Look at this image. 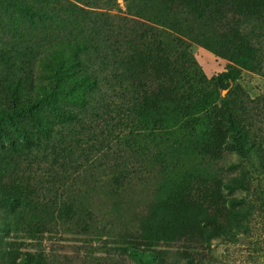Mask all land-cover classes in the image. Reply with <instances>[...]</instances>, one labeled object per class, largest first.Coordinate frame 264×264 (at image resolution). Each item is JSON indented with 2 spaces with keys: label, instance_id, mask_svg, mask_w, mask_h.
<instances>
[{
  "label": "trees",
  "instance_id": "obj_1",
  "mask_svg": "<svg viewBox=\"0 0 264 264\" xmlns=\"http://www.w3.org/2000/svg\"><path fill=\"white\" fill-rule=\"evenodd\" d=\"M0 22V96L10 103L0 97V202L14 219L32 207L19 222L36 235L83 217L89 234L118 229L129 253L204 264L197 251L210 227L226 232V190L238 186L220 166L226 152L264 156V94L241 90L220 107L189 42L264 76V0H0ZM230 80L222 74L220 88ZM59 94L77 104L53 107ZM88 107L115 114V162L90 161L86 145L112 141L97 145ZM25 118L37 133L20 128ZM139 191L154 200L131 211ZM105 216L115 222L94 228Z\"/></svg>",
  "mask_w": 264,
  "mask_h": 264
},
{
  "label": "rangeland",
  "instance_id": "obj_2",
  "mask_svg": "<svg viewBox=\"0 0 264 264\" xmlns=\"http://www.w3.org/2000/svg\"><path fill=\"white\" fill-rule=\"evenodd\" d=\"M120 4L121 9L119 10L125 11L126 8L122 1ZM189 43L190 50L203 73L212 81V89L217 93V104L220 107L226 106L229 98L236 102L237 94L241 90L245 91L244 93H247L252 99L264 94L263 75L235 64L228 57L218 56L198 43ZM224 73H229L231 80L228 88L221 89L218 79ZM0 97L6 101V106L9 107L8 96L3 94ZM51 101L53 107L62 109H69L77 104L76 99L68 94L56 95L52 97ZM45 110L49 115L54 116L50 114L48 108ZM86 110L87 128L93 139L99 141L97 145L100 146V142L105 138L112 141L111 146L105 145L101 150H97L98 147L93 149L86 145L85 149L88 155H91L90 161L109 154L112 162H115L112 157L113 151L117 148L115 136L117 132L112 120L115 114L101 109L98 114L94 115L93 112L91 115V107ZM18 123L21 129H28L35 133L39 130L30 119H20ZM48 124L55 125L58 131H67V125L59 126V121ZM13 137H18L15 131ZM0 142L7 143L4 138H1ZM259 145L264 147V142H259ZM89 149H92L91 154H89ZM107 161L111 163L110 160ZM232 163L237 166L230 168L229 165ZM220 166L223 167L225 178L237 179L238 186L232 191L226 190V197L234 202L228 204L227 207L229 220L225 225L224 235H220L219 228L210 227V236L204 247L197 253L207 259L204 264H264V156H261V151L256 149L246 156L237 151H228ZM89 167L92 166L90 162H87L84 170ZM94 170L91 168L88 175L94 173ZM97 173L94 175H104V173ZM78 187L79 185L75 188V196ZM67 193H71V191H63L65 197ZM137 194L140 201H131V211L139 209L142 205H149L154 200V197L150 196L147 191L144 193L139 191ZM103 199H97V202L105 204ZM2 203L0 202V264H43V261H47L49 264H160L149 254L129 253L130 249L127 248L129 239L119 236L118 229L110 231V234L105 232L101 234L87 233L85 226L89 224V221L83 217L75 221H66L64 224L59 223L45 234H31L27 229H24L27 225L19 220L28 219L32 207H27L25 204L20 206L17 212L15 211V215L22 211L17 221L13 217L12 209ZM24 205L27 209H24ZM113 222L115 220L105 216L101 217L98 223L93 224V227L98 225L110 227ZM168 264L188 263L173 252Z\"/></svg>",
  "mask_w": 264,
  "mask_h": 264
}]
</instances>
